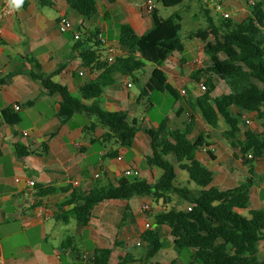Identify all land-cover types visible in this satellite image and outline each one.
<instances>
[{
  "label": "crops",
  "instance_id": "obj_1",
  "mask_svg": "<svg viewBox=\"0 0 264 264\" xmlns=\"http://www.w3.org/2000/svg\"><path fill=\"white\" fill-rule=\"evenodd\" d=\"M48 1L51 4L45 6L37 0H24L19 10L0 19V80L5 79L4 84L0 85V259L5 264H89L88 257L107 254L108 264H122L124 259L130 261L125 264H134L140 260H144L142 264H160L156 258L163 252L172 250L174 255L170 262L176 260L178 264H183L178 261L177 256H182L187 261L189 255L175 251L167 227L163 229L161 241L168 245L154 257L147 258L146 251L145 256H139L142 251L132 247L145 232L147 218L153 223L154 216L165 209L163 207L161 211L152 214L150 211L143 212V204H149L153 208L152 201L155 198L152 196L133 197L128 201L127 211V203L124 201H105L90 212L86 226L79 225L70 217H65L67 221H62L54 216L41 223L29 206L27 180L33 181L36 186L55 189L42 199L57 212L58 205L67 199L73 187L89 191L97 180L106 185L124 178L123 171L128 168L137 169L140 178L149 182L156 181L161 173L156 167L147 165L146 169L141 168L146 163L145 156L151 153L150 140L143 129L156 128L158 122L140 125L141 130L137 132L132 147H122L109 136L107 128L98 124L95 118L94 121L91 120L93 116L85 113H78L67 119L61 116L60 96L45 89L40 79L31 76V73L49 76L53 82L65 86L74 97L90 105L93 100L83 99L80 87L101 73L103 66L100 64L105 56V47L102 44L97 47L100 51L97 63L87 67L82 55L88 49H96L89 39L98 32V35L102 34L106 38L109 46L120 49V27L129 25L138 35L148 33L153 27V19L152 12L147 9V2L152 1L154 4L153 0H97L98 12L91 19L83 18L65 0ZM248 1L216 0V3L221 2L228 12L229 7L234 6L235 11H230L231 15L236 14L242 18L240 14L246 13L247 18L251 14ZM204 3L208 4V1L204 0ZM3 5V0H0V10ZM154 8L158 9L155 4ZM62 17L72 22L73 31L61 33L58 30L57 23ZM75 32H80V38H75ZM209 63L210 56L205 51V42L190 39L188 43H184L182 53L174 52L166 60L165 73L169 83L181 96L179 101H175L173 112L179 116L186 111L187 119L189 116L194 117L195 125L190 138L194 140L200 131L210 133L213 137V144L209 149L214 158L209 153L200 151L196 156L213 171V185L225 189L245 182L247 176L244 172L251 167L243 164L237 149L230 152L231 144L222 136V132L228 127L220 122L219 130L212 131L203 122L199 111L194 109L196 98L201 94L199 84L210 76L204 75L198 82L192 75ZM152 70V66H147L146 74L139 75L141 80L136 83L129 76L116 74L115 83L106 87L98 98L100 107L106 111H124L128 120L130 112L140 102L146 105V110L154 108L155 104L149 97L139 101L140 95L137 97L131 91L134 84H139L142 88ZM212 79L217 91L223 81L215 76ZM228 92L227 87L223 93ZM8 108L21 117L18 124L5 122L3 110ZM242 114L240 135L245 131L244 123L249 129L255 130L252 125L256 113L245 111ZM168 118L170 123L172 121L168 125L169 129L173 125V118ZM25 119H31L30 124L28 128H21ZM247 119L250 123L246 122ZM189 121L184 122L181 129ZM88 123L90 126H87ZM25 132L28 134L25 135ZM217 132L228 142L226 146L220 147L215 143ZM18 149L29 154L19 157ZM119 156H122V160L117 159ZM225 157H233L235 163L225 166L222 163ZM95 173H99V178L94 177ZM74 181H79V186H73ZM185 206L181 203L180 207L175 208ZM70 209L71 206L64 207L67 213ZM124 213L128 215L125 221ZM60 224L64 226L63 229ZM70 226L76 230L82 243L85 241V230H88V238L93 246L91 250H85L82 254L79 252ZM169 252L167 251L168 254ZM85 253L89 254L87 258H84Z\"/></svg>",
  "mask_w": 264,
  "mask_h": 264
},
{
  "label": "trees",
  "instance_id": "obj_2",
  "mask_svg": "<svg viewBox=\"0 0 264 264\" xmlns=\"http://www.w3.org/2000/svg\"><path fill=\"white\" fill-rule=\"evenodd\" d=\"M41 5H50L48 0H37ZM68 6L83 18L91 19L98 12L97 0H65ZM164 7L175 8L187 0H160ZM249 5L251 14L239 21L232 18L215 20L209 8L203 7L207 25L189 33L191 40L205 42V51L210 56V63L205 68L194 71L192 77L203 81L205 91L195 102L203 122L212 131L219 130L220 122L228 129L222 136L237 149L244 165L254 159H264V0H254ZM153 27L138 35L129 25L120 27L118 42L122 55L110 65H104L101 73L80 87L83 99L93 100L90 105L74 97L62 84L55 83L51 77L42 73H31L40 79L43 87L56 92L61 98L60 115L65 118L78 113L93 116L98 124L108 129V134L115 143L131 148L138 131L141 130L136 119L128 120L124 111H106L100 107L98 98L104 89L115 83V75L129 76L136 83L139 75L146 74L147 66L153 70L141 88L139 101L148 98L151 93H167L175 101L181 99L178 91L169 83L165 73V62L174 53L184 51L181 37L180 12L164 18L159 10L152 11ZM80 31V30H79ZM90 42L95 50L88 49L83 55L87 67L95 65L98 58L97 47L101 46L98 32L92 35ZM100 70V69H99ZM223 81L228 93L215 95L216 84L212 77ZM5 79L0 80V85ZM255 112L262 129H247L240 137L243 123L242 112ZM3 118L8 124H18L21 117L11 109L3 110ZM189 123L184 129L177 127L168 130L169 118L166 117L156 128L143 129L150 140L151 153L145 156L148 166L158 168L161 173L156 181L149 182L140 177H124L106 185L96 181L89 191L73 187L67 199L58 205L55 218L67 221L65 217L76 220L81 226L89 223L90 212L105 201L121 200L126 202L125 211L129 210L128 201L135 196H152L159 202L163 200V211L154 216L152 228L143 232L140 239L148 243L147 258L154 257L168 243L161 241L163 229L167 227L172 237V246L178 254L186 252L189 260L186 264H264L260 255L259 244L264 241V207L252 209L249 190L251 180L231 188H218L213 185L214 173L196 156L202 147L209 148L213 143L210 133L200 131L193 140L190 135L195 125L194 117H188ZM96 125V123H94ZM166 133V136H165ZM18 147V146H17ZM211 158L212 151L208 150ZM17 150V156L28 155ZM116 155V152L114 153ZM251 156V157H249ZM185 172L187 183L196 185V190L177 184L178 173ZM39 195L46 196L55 189L37 186ZM176 195L182 204L181 209L166 208ZM71 206L70 211L64 207ZM191 210H188V207ZM128 215L124 213L123 221ZM107 254H95L88 257L89 264H108ZM130 262L124 259L122 264ZM170 264H178L172 260Z\"/></svg>",
  "mask_w": 264,
  "mask_h": 264
},
{
  "label": "rangeland",
  "instance_id": "obj_3",
  "mask_svg": "<svg viewBox=\"0 0 264 264\" xmlns=\"http://www.w3.org/2000/svg\"><path fill=\"white\" fill-rule=\"evenodd\" d=\"M208 4L207 7L209 8L212 17L215 20H220L222 18V15L220 12H217L215 10V4H216V0H207ZM155 6L158 8L159 13L162 17H168L170 16L175 10H179L180 11V16L181 19L179 20V23L181 24V37H182V41L184 43H188L190 41V39L188 38L189 33L196 31L198 29H202L207 25L206 22V17L203 15L202 12V8L206 7V4L204 3V0H187L183 5L175 7V8H166L163 6L162 2L160 0H153ZM187 6H189V9H187ZM248 7V6H247ZM234 6H230L229 10L232 12L235 11ZM226 10V9H225ZM229 11V12H230ZM242 16V18H245L247 16L246 13L244 14H240ZM233 20L235 21H239L240 19H242L240 16L238 17V15L236 14H232L231 17ZM227 90L226 85L221 82L218 86L217 91L214 94H221L223 92H225ZM131 91L133 93H135L137 95V97L140 95V91H141V86L139 84H134L133 87L131 88ZM147 99V98H146ZM152 103L155 104V107L149 110H146V105L143 102H140L139 104H136L134 106V109L132 112H130V120L136 119L139 123V125H143L145 123H150V122H158V124H160L164 118L166 117H170L173 118V125L171 126V128H169L170 130L176 129L177 127L182 128L183 127V123L187 122V113L186 111H183L179 116H176V114L173 112V105L175 103V100L169 95V94H162L159 92H153L151 93V96H149L148 98ZM149 100H146L147 102H149ZM142 101V100H141ZM22 114V111H21ZM30 120L31 119H25L20 127L21 128H28L29 124H30ZM92 121H94V117L91 118ZM170 123V122H169ZM168 123V125H169ZM261 121L257 119V117H255L254 119V124L252 125V128L255 130H261ZM172 124V121L171 123ZM223 125V124H222ZM87 126H90L89 123ZM250 127H248L245 123L243 124V130L249 129ZM168 129V130H169ZM216 138H215V143L217 142L219 144L220 147L226 146V144L228 143L219 132H217L216 134ZM166 136V133H165ZM241 138H243V133L240 135ZM230 152L235 151V149L230 146ZM130 156L127 157V159H129ZM231 158V159H230ZM235 163V159L233 157H225L222 159V163L225 164V166H227L228 164H232ZM247 165H249L251 168L247 169L244 174L245 176L248 177L249 180H251V187L249 190V194L252 198V205L251 208L252 209H260L264 207V159H254L252 162H249ZM142 169H146L147 168V164L143 163L141 166ZM177 173H178V179H177V184L181 185V186H186L188 188H190L191 190H196V185L192 182L191 184L187 183V179L188 176L185 172H181L178 168H177ZM140 177V176H139ZM132 178V177H129ZM246 180V178H245ZM247 181V180H246ZM261 195V196H260ZM162 199L159 200V202H157V200H153L152 201V205L153 208L150 210V213H154L155 211H159L160 209L162 210L163 206V200L161 202ZM181 202L180 199L178 198V196L173 195L172 196V202L167 205V208H171V207H180ZM160 210V211H161ZM152 223L151 219L147 218V221L145 222V226L146 224ZM60 227H62L63 229V225L60 224ZM71 235L76 237L77 240V245H78V249L79 252L82 254L85 250H91V248H93L91 240L88 238L89 237V232L88 230H85L84 233V239L85 241L82 243L80 241L79 236L77 237V233L76 230L73 229L71 226L69 227ZM78 238V239H77ZM62 239V237H61ZM88 239V240H86ZM139 241L140 245L137 244V242ZM58 246H60L58 244ZM132 247L135 249H137L141 254H139V256H145L144 255V251H148V243L140 240H136L134 245H132ZM259 249H260V255L264 256V241H262L259 244ZM167 251H170L169 254L167 253ZM165 252H163L158 258H156L157 262L160 264H168V262H170V260L172 259L174 252L172 250H167ZM86 252V251H85ZM177 254L175 253V256ZM147 256V254H146ZM154 259V258H153ZM177 259L180 263L186 264L187 261H185L183 259L182 256H177ZM140 260V259H139ZM142 262H144V260H140V262H135L134 264H142ZM83 263V262H81Z\"/></svg>",
  "mask_w": 264,
  "mask_h": 264
},
{
  "label": "built area",
  "instance_id": "obj_4",
  "mask_svg": "<svg viewBox=\"0 0 264 264\" xmlns=\"http://www.w3.org/2000/svg\"><path fill=\"white\" fill-rule=\"evenodd\" d=\"M3 2H4V5L0 10V19L4 16H7V15L13 13V12H10L8 7H7V0H3ZM254 3H255L254 0L248 1L249 5H253ZM147 9H148V11H152L154 9V4L152 3V1L147 2ZM215 10L217 12H220L223 18H230L231 17V13L225 10V8L221 2H217L215 4ZM57 27L61 33L70 32V31L74 30L72 22L66 17H62L58 21ZM74 36L76 39L80 38V32H75ZM98 40L105 47V56L102 59V62L100 64L101 66L104 67V65L112 64L117 57L122 55V51L120 49H117L115 47L108 45L106 38L102 34L98 35ZM199 87H200L201 93L205 91V85L203 82H201L199 84ZM183 93H185V91H183ZM15 108L19 109L18 106H16ZM246 122L250 123V120L247 119ZM24 134L27 135L28 132H25ZM76 146L78 148H80V145L77 144ZM208 150H210V149L207 147H202L200 149V152L208 153ZM249 157H251V156H249ZM117 159L122 160V156L117 157ZM123 175L125 177H129V176L138 177L140 175V173L137 169L128 168V169L123 171ZM99 176H100L99 173L94 174L95 178H99ZM79 184H80L79 181L73 182V186H75V187L79 186ZM26 185H27L28 203H29V206L31 208H33L37 220L41 223H44V222L54 218L56 211L54 210V208L52 206H50L48 203H46L42 199V197L39 195V189H37V186L34 184V182L31 180H27ZM17 194H20V192H18ZM150 210H151V206L149 204H143V207H142L143 212L150 211ZM188 210H191L190 206L188 207ZM151 228H152V223L146 224L145 231L149 230ZM138 244L140 245V243H138ZM88 255H89L88 253H85L84 258H87ZM0 264H5V262L2 259H0Z\"/></svg>",
  "mask_w": 264,
  "mask_h": 264
},
{
  "label": "clouds",
  "instance_id": "obj_5",
  "mask_svg": "<svg viewBox=\"0 0 264 264\" xmlns=\"http://www.w3.org/2000/svg\"><path fill=\"white\" fill-rule=\"evenodd\" d=\"M24 4V0H7V7L10 12L19 10Z\"/></svg>",
  "mask_w": 264,
  "mask_h": 264
}]
</instances>
